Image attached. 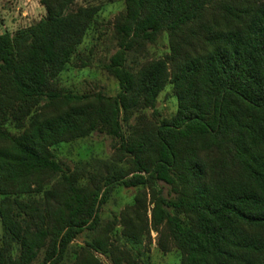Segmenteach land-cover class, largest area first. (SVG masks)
Instances as JSON below:
<instances>
[{"label": "trees", "instance_id": "16d2710c", "mask_svg": "<svg viewBox=\"0 0 264 264\" xmlns=\"http://www.w3.org/2000/svg\"><path fill=\"white\" fill-rule=\"evenodd\" d=\"M40 1L44 18L0 33V264H64L86 230L97 234L72 264H103L94 251L135 263L112 240L118 221L131 248L155 230L162 250L179 249L180 264H264V0H126L106 65L119 82L114 96L56 86L101 6ZM163 32L171 53L130 68L129 53ZM169 84L177 111L155 122L141 116L126 135L136 112L159 115ZM96 131L119 139L117 156L130 166L86 181L53 148ZM118 186L138 193L102 227Z\"/></svg>", "mask_w": 264, "mask_h": 264}, {"label": "rangeland", "instance_id": "374dc122", "mask_svg": "<svg viewBox=\"0 0 264 264\" xmlns=\"http://www.w3.org/2000/svg\"><path fill=\"white\" fill-rule=\"evenodd\" d=\"M126 0H75L72 10L80 6L100 5L101 12L97 22L89 30L67 70L63 71L57 79V87L75 93H104L109 96L117 95L119 82L115 76L110 74L106 65L110 58L119 49L116 35V18L125 11ZM47 14L45 6L40 0H0V33L5 31L15 32L20 28L27 27L38 22ZM171 53L170 38L168 32H163L155 42L147 43L145 48L138 52L129 53L128 65L133 70H138L150 59L166 58ZM178 108V101L172 85H167L160 94L156 109L159 115H155L152 108L136 112L128 123L124 124V131L129 135L133 127L139 122L141 116L155 122L158 117H170ZM15 132V131H13ZM120 146L119 139L96 131L89 137L78 139L70 143H64L58 148H53L56 158L70 167L71 171L80 170L85 173L87 181L94 173H107L108 170L128 169L130 164L126 160H120L117 156ZM157 187L167 198L176 197L171 185L158 181ZM149 191V189H147ZM138 193L136 188L118 186L110 196V199L102 206L101 225L106 227L114 219L120 218L123 209L134 202ZM1 201V195H0ZM148 215H151L150 195L147 199ZM123 224L118 221L113 225L111 231L112 240L120 244L123 249H128L135 263L125 261L123 264H180L181 253L173 247L164 251L159 245L160 234L151 230L144 243L138 249L131 248L121 235ZM3 225L0 218V240L3 238ZM96 231L86 230L73 243L64 264H72L76 251L81 246H86L87 240L92 239ZM95 255L103 264H113L110 256L98 251ZM42 257V253L41 256ZM36 263V262H35ZM34 263V264H35Z\"/></svg>", "mask_w": 264, "mask_h": 264}]
</instances>
